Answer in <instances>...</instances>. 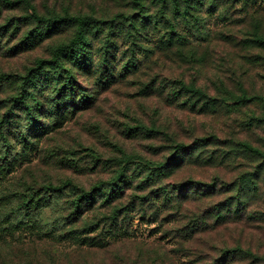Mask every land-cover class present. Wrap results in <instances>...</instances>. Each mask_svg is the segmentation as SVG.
Instances as JSON below:
<instances>
[{"label":"rangeland","instance_id":"obj_1","mask_svg":"<svg viewBox=\"0 0 264 264\" xmlns=\"http://www.w3.org/2000/svg\"><path fill=\"white\" fill-rule=\"evenodd\" d=\"M24 1L0 0V28L8 26L0 38V118L4 119L12 107L6 101L18 95L21 77L29 76L39 59L51 60L54 49L75 35V27L69 26L22 49L25 36L38 27L31 19L33 11L46 18L103 20H119L121 15L137 18L144 11L160 22L159 30L138 36L141 49L125 39L118 41L116 72L130 68L131 49L141 53L139 66L130 68L131 74L120 82L104 86L98 75L74 66L77 85L93 97L90 108L65 115L50 126L49 134L33 138L36 145L21 154V167L0 183V197L6 191L40 190L66 182L76 185V191L91 192L111 181L131 158L132 185L113 204L131 209L119 216L122 225L110 232L111 208L86 209L77 217L71 205L74 194H65L37 216L44 233L54 227L63 232L85 229L100 221L101 227L77 239L32 234L24 226L12 233L6 217L13 203L2 201L0 264H220L224 249L237 248L257 259L242 256L228 264H264V160L245 149L247 145L264 153V48L251 42L255 33L264 36V0H255L256 4L249 0V5L244 0H192L191 14L185 17L178 14L173 0L163 4L141 0L144 9L135 4L138 0ZM178 4L183 12L186 3L178 0ZM102 46V40H94V51ZM182 85L201 90L206 99L197 100ZM230 94H245L249 100L235 103ZM177 145L187 150L179 152L174 162ZM159 164L167 169L155 176L153 167ZM247 177L244 187L252 198L243 201L241 220L214 225L212 208L231 205L237 196L232 186ZM189 181L188 197L173 200L178 187ZM212 184L218 186L214 193L189 197ZM164 191L171 196L168 204L156 200L132 209L139 197L150 199ZM107 242L105 248L90 245Z\"/></svg>","mask_w":264,"mask_h":264},{"label":"trees","instance_id":"obj_2","mask_svg":"<svg viewBox=\"0 0 264 264\" xmlns=\"http://www.w3.org/2000/svg\"><path fill=\"white\" fill-rule=\"evenodd\" d=\"M173 1L174 8L175 6L180 7L178 0ZM183 1L186 3V8L182 12L178 7V14L182 17L189 16L191 14L189 10L193 8L192 0ZM160 2L163 4L166 0H160ZM244 2L249 5V0H244ZM254 2L255 0H251V4H256ZM16 3L13 2V4ZM24 3L28 4V1L25 0ZM135 4L140 6V9L145 8L141 0H138ZM199 4L201 5L202 2H199ZM145 13L141 11L137 18L121 15L119 20H103L92 16L70 15H56L46 18L37 15L34 11L31 13V19L33 22H37L38 27L25 36L20 43L22 49L34 47L44 39L59 34L69 26L75 27L76 30L72 40L54 49L51 60L39 59L36 68L30 69V75L21 77L18 95L6 101L11 103L12 107L9 114L5 116V119L0 118V183L21 167V154H24L28 148L36 145L34 143L36 139L33 140V138L40 139L49 134L51 131L49 129L50 126H55L56 123L61 122L65 115H73L79 109L90 108L93 97L86 93V89L77 85L76 72L74 71L76 69H74V66L78 70H85L92 74L95 73L98 75V81L104 86L116 84L127 78L131 74L130 72H132L130 68L136 69L139 66L140 55L137 54L141 53L131 49L132 57L131 61L129 60L130 62H128L131 64L129 65L130 68H120L119 72H116V63L114 62L116 61L115 52L117 51L120 39H125L132 45H137V49H141L137 43L139 41L138 36H142L143 34L149 35L151 29L152 31L159 30L158 24L160 21L158 17L149 16ZM17 28L15 27V29ZM169 29L172 30L171 28ZM5 30H8V26L0 28V33ZM172 34H175V32H172ZM1 36H3V33L0 34V38ZM171 39L168 38L166 41L170 43L172 42ZM94 40L103 41V46L99 51L93 50ZM159 41L164 43L162 39ZM251 42L264 48V36L260 32L253 35ZM181 87L187 93L196 95L197 100L206 99L205 94L199 89L185 85ZM244 95L237 96L230 94L229 96L230 100H234L235 103H242L249 100ZM227 100H225V103L229 102ZM43 118L47 120L45 124L41 122ZM203 141L204 139L196 142L193 149L198 150ZM176 147V154L174 159H172L174 162L179 160V152L187 150L185 145H177ZM245 149L254 155H259L264 160V153H261L259 150L247 145H245ZM131 160V158H127L123 162L124 168H121L111 181L97 185L91 192L76 191L78 187L72 182H66L62 185H45L40 190L30 187L23 191H6L0 197V202L7 201L13 203V210L6 217L8 230L14 233L15 230L24 226L32 234L36 233L38 235L44 234L52 237L72 239L79 238L82 233L98 230L101 227V221L99 223L92 222L85 229H71L63 232V229H55L57 227H54L47 233L43 232L42 225L37 220V216L40 217L45 208L54 202V199L57 200V198L65 194H74V200H72L71 204L73 214H76L80 218L86 209L92 210L98 207L111 208L109 220H111L112 224L109 230L111 232V230L116 229L117 232L119 226L122 225L119 223V216L123 211L124 214H128L127 211H131V209L125 207L113 206L118 199L122 198L126 187L132 185L131 178L128 176L130 168H133L132 163H134ZM153 169L155 170L154 173H156L154 174L155 176H161L167 168L163 164H159L154 166ZM248 180L249 178L247 177L234 183L232 190L237 191V196L234 197V201L232 204L230 203L231 205L214 206L212 208L210 216L214 225L241 220L243 201L246 202L248 200L247 202H249L252 198V193L247 195L248 192L246 187H244L247 186ZM189 183L190 181L181 186L179 185L180 191H178L177 197L173 200H179L180 197H188L189 191H185V189H188ZM2 186L3 184H0V189ZM206 186V189L202 191H192L189 197L198 199L214 193L218 188L217 185L213 184ZM168 193V191H164L163 194H155L150 199L139 197L140 199L136 204H133L132 209H136L137 206L141 209L146 203L150 205L156 204V200H164L168 204L167 202L171 198ZM170 202L172 203V200ZM77 217L72 218L77 219ZM203 224L209 223L203 221ZM196 229H192V231ZM115 234L110 233V236H114ZM109 243L107 242L103 246L95 243H91L90 245L105 248ZM242 256L244 258L257 259L251 252L242 249H224L220 264L232 263L235 259Z\"/></svg>","mask_w":264,"mask_h":264}]
</instances>
